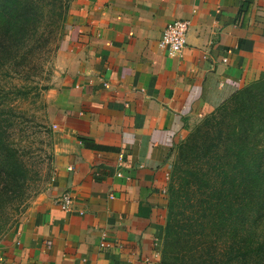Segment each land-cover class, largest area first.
<instances>
[{
  "label": "crops",
  "instance_id": "crops-1",
  "mask_svg": "<svg viewBox=\"0 0 264 264\" xmlns=\"http://www.w3.org/2000/svg\"><path fill=\"white\" fill-rule=\"evenodd\" d=\"M188 23L169 54L164 27ZM264 78V0H72L46 99L52 176L0 264H159L171 139Z\"/></svg>",
  "mask_w": 264,
  "mask_h": 264
},
{
  "label": "trees",
  "instance_id": "trees-1",
  "mask_svg": "<svg viewBox=\"0 0 264 264\" xmlns=\"http://www.w3.org/2000/svg\"><path fill=\"white\" fill-rule=\"evenodd\" d=\"M30 1L0 0V68L6 75L27 62L32 66L36 51L51 35V30H44L33 39L43 14ZM29 37L33 41L23 51ZM227 102L221 106L223 116L214 137L209 135L216 139V149L207 153L203 141L194 147L199 161L189 174L194 181L186 177L180 187H171L164 244L179 236L185 247L190 245L185 253L192 255L188 260L185 255L177 257V264H264V78L243 87ZM231 113L237 114L236 122ZM208 227L207 235L214 238L204 247ZM159 264L170 263L161 259Z\"/></svg>",
  "mask_w": 264,
  "mask_h": 264
},
{
  "label": "rangeland",
  "instance_id": "rangeland-1",
  "mask_svg": "<svg viewBox=\"0 0 264 264\" xmlns=\"http://www.w3.org/2000/svg\"><path fill=\"white\" fill-rule=\"evenodd\" d=\"M32 1L43 14L33 39L44 30L46 33L51 30V35L44 48L36 51L34 66L26 60L25 66L15 68L17 70L14 72L11 70L9 75L5 74L4 68H0V241L15 228L48 188L53 172L55 134L52 110L46 94L62 27L72 0H31L30 3ZM30 38L24 41L23 51L31 45L33 40ZM222 114L221 107L195 121L184 135L169 141L164 159L163 195L166 204L170 199L171 187L177 189L186 177L192 178V170L199 164L194 158L193 148L203 141V149L207 153L216 149L214 146L217 141L215 138L211 140L209 135H215L219 126L216 123L222 119ZM231 116L236 122L237 114L231 113ZM199 178L200 175L196 179ZM208 232H211L210 227L205 229L204 247L209 246L211 237L207 235ZM218 243L222 247V241ZM188 247L190 245L185 247V242L179 236L177 240H169L165 244L163 238L160 260L166 259L170 264H177L179 260L176 258L184 255L188 260L192 256L185 253Z\"/></svg>",
  "mask_w": 264,
  "mask_h": 264
},
{
  "label": "built area",
  "instance_id": "built-area-1",
  "mask_svg": "<svg viewBox=\"0 0 264 264\" xmlns=\"http://www.w3.org/2000/svg\"><path fill=\"white\" fill-rule=\"evenodd\" d=\"M188 23L183 20L169 22L163 29L159 44L167 48L169 54L181 53L186 46Z\"/></svg>",
  "mask_w": 264,
  "mask_h": 264
}]
</instances>
